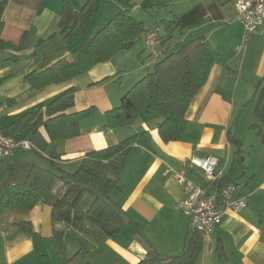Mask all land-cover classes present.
<instances>
[{
	"label": "crops",
	"instance_id": "crops-1",
	"mask_svg": "<svg viewBox=\"0 0 264 264\" xmlns=\"http://www.w3.org/2000/svg\"><path fill=\"white\" fill-rule=\"evenodd\" d=\"M87 1L73 0V6L80 10ZM62 7L63 0H9L2 38L18 43L25 30H29V37L22 50L0 48L1 126L7 128L23 112L45 107L64 89L75 86V106L69 111L94 105L98 112L82 121L79 136L49 149L61 154L58 164L63 170L74 171L88 152L119 143L144 129L151 132L153 148L132 147L119 188L112 193L125 216L119 234L109 236L89 222V195L73 209L70 222L53 220L51 206L43 202L29 211L1 209L0 264H60L55 231L63 233V248L71 259L67 264H137L151 249L170 256L181 252L188 222L177 205L186 194L167 171L168 165L185 170L189 178L204 186L203 171L187 162L209 155L219 157L218 169L236 183L235 196H246L248 204L239 213L224 214L221 226L204 243L197 264H264V96L260 98L264 88V24L241 49L245 30L233 0H100L86 35L70 44L58 24ZM119 10H129L145 25L146 32L131 49L67 83L35 89L26 81L30 72L41 71L67 56ZM150 32L157 36L151 47L147 42ZM201 36L217 50L218 58L175 140H162L157 114L144 115L117 129L106 124L105 112L119 105L123 95L156 62ZM42 132L46 135L44 129ZM22 221H30L35 234L24 231L18 225Z\"/></svg>",
	"mask_w": 264,
	"mask_h": 264
},
{
	"label": "trees",
	"instance_id": "trees-1",
	"mask_svg": "<svg viewBox=\"0 0 264 264\" xmlns=\"http://www.w3.org/2000/svg\"><path fill=\"white\" fill-rule=\"evenodd\" d=\"M8 4L9 0H0V48L19 51L27 46L29 30L24 31L18 43L2 38L3 16ZM99 6L100 0H88L80 10H76L73 0H63L58 24L68 43L74 44L86 35L89 20ZM175 26L184 28L181 24ZM145 32L143 21L129 10H119L105 26L84 39L67 56L41 71L30 72L25 79L35 89L67 83L96 65L110 61L119 52L131 49ZM217 58V50L205 37L185 42L178 50L156 62L153 69L123 95L119 105L105 112L106 124L117 129L132 125L144 115L157 114L160 118L157 128L162 140H175L189 107L206 84ZM76 92L77 88L70 86L45 107L23 112L18 120L4 128L7 135L17 140H29L33 145L29 150L45 157L47 163H15L9 171L5 159L0 160V210L29 211L43 202L51 206L53 220L70 222L73 209L89 195V222L113 236L123 230L125 216L114 202L112 193L119 188L120 175L132 147L139 144L153 148L151 132L144 129L119 143L92 150L74 171L63 170L58 164L61 154L54 148L50 152L49 149L53 144L79 136L82 121L98 112L94 105L70 112L75 106ZM263 96L264 88L260 98ZM262 114L264 116V111ZM46 153L47 156L44 155ZM18 225L27 233L35 234L30 221H22ZM54 241L60 264H67L71 259L63 248V233L55 231ZM203 249L200 234H187L181 252L170 256L151 249L137 264H197Z\"/></svg>",
	"mask_w": 264,
	"mask_h": 264
},
{
	"label": "built area",
	"instance_id": "built-area-1",
	"mask_svg": "<svg viewBox=\"0 0 264 264\" xmlns=\"http://www.w3.org/2000/svg\"><path fill=\"white\" fill-rule=\"evenodd\" d=\"M238 20L245 30L243 42L240 46L245 49L251 36L264 24V0H233ZM157 40L155 32L147 35L148 45L151 47ZM29 140H17L7 135L0 124V160L9 157L15 149H31ZM218 156L193 157L187 162L203 171L205 185H201L189 178L185 170L176 169L168 165V172H172L175 180L184 188L185 198L177 207L183 211L188 222V234L198 233L207 243L221 226L226 213H239L248 204L246 196H235L236 183L226 179L222 170L218 169Z\"/></svg>",
	"mask_w": 264,
	"mask_h": 264
},
{
	"label": "rangeland",
	"instance_id": "rangeland-1",
	"mask_svg": "<svg viewBox=\"0 0 264 264\" xmlns=\"http://www.w3.org/2000/svg\"><path fill=\"white\" fill-rule=\"evenodd\" d=\"M41 160L47 163V160L41 157L40 155H38L34 150L19 148L13 150L12 154L6 158V164L9 169H12L13 165L16 162H20V163L40 162Z\"/></svg>",
	"mask_w": 264,
	"mask_h": 264
}]
</instances>
